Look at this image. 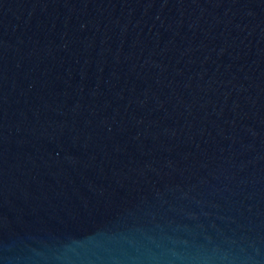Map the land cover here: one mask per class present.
Segmentation results:
<instances>
[{"label":"water","instance_id":"obj_1","mask_svg":"<svg viewBox=\"0 0 264 264\" xmlns=\"http://www.w3.org/2000/svg\"><path fill=\"white\" fill-rule=\"evenodd\" d=\"M0 264H264V0H0Z\"/></svg>","mask_w":264,"mask_h":264}]
</instances>
